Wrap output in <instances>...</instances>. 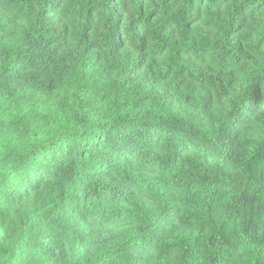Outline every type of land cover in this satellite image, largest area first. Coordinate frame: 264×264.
<instances>
[{
	"label": "trees",
	"instance_id": "16d2710c",
	"mask_svg": "<svg viewBox=\"0 0 264 264\" xmlns=\"http://www.w3.org/2000/svg\"><path fill=\"white\" fill-rule=\"evenodd\" d=\"M0 264H264V0H0Z\"/></svg>",
	"mask_w": 264,
	"mask_h": 264
}]
</instances>
